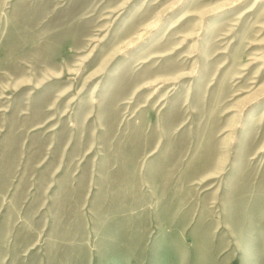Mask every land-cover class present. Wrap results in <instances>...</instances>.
<instances>
[{"label":"rangeland","instance_id":"obj_1","mask_svg":"<svg viewBox=\"0 0 264 264\" xmlns=\"http://www.w3.org/2000/svg\"><path fill=\"white\" fill-rule=\"evenodd\" d=\"M0 264H264V0H0Z\"/></svg>","mask_w":264,"mask_h":264},{"label":"bare ground","instance_id":"obj_2","mask_svg":"<svg viewBox=\"0 0 264 264\" xmlns=\"http://www.w3.org/2000/svg\"><path fill=\"white\" fill-rule=\"evenodd\" d=\"M1 6H2V5H1ZM25 21H26V20H25ZM17 22H18V21H17ZM30 22H31V21H30ZM28 25H29V23H28ZM30 26H31V25H30ZM19 27H20V26H19ZM31 28H32V27H31ZM151 31H152V30H151ZM139 38H140V36H139ZM133 45H134V42H133V43H130V44L128 45L127 48L132 47ZM39 53H40V52H39ZM48 53H49V52H48ZM40 55H41V54H40ZM41 57H42V56H41ZM47 58H48V57H47ZM51 58H52V57H51ZM49 60H50V59H49ZM49 62H50V61H49ZM49 62H48V63H49ZM46 66H47V64H46ZM54 67H55V66H54ZM51 68H52V67H51ZM98 71H99V70H96V72H98ZM94 72H95V71H93V73H94ZM96 72H95V73H96ZM96 74H97V73H96ZM93 75H94V74H93ZM91 76H92V75H91ZM148 85H151V84L149 83ZM153 85H154V84H153ZM155 85H157V88L155 89V90L157 91V89L161 87V86H160L161 84H159V85H158V84H155ZM155 90H154V91H155ZM211 105H212V104H211ZM42 115H43V114H42ZM186 146H187V145H186ZM175 167H176V166H175ZM173 168H174V167H173ZM174 169H175V168H174ZM177 180H178V179H177ZM179 180H180V179H179ZM171 183H172V182H171ZM203 184H204V183H203ZM165 185H166V184H165ZM163 189H164V188H163ZM165 189H166V188H165ZM163 191H164V190H163ZM168 193H169V192H168ZM191 194H192V193H191ZM167 195H168V194H167ZM184 199H185V198H184Z\"/></svg>","mask_w":264,"mask_h":264}]
</instances>
